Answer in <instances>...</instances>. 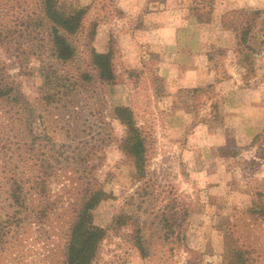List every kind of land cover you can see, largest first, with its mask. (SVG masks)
Listing matches in <instances>:
<instances>
[{"label": "rangeland", "instance_id": "1", "mask_svg": "<svg viewBox=\"0 0 264 264\" xmlns=\"http://www.w3.org/2000/svg\"><path fill=\"white\" fill-rule=\"evenodd\" d=\"M123 1L130 10L118 7L119 0L58 1L57 10L63 14L87 8L84 28L70 37L76 53L68 62L51 55L45 32L37 36L42 41L30 47L19 34L0 43V64L17 80L35 116L34 129L29 130L0 112V264H60L69 237L67 223L89 190L97 188L105 190L107 198L90 211L91 219L108 230L92 264H236L232 249L240 247L247 251L243 258L248 264H264V129L228 151L213 149V156L207 150L213 143L189 142L195 121L181 126L168 115L170 87L156 73L158 55L148 54L143 45L128 50L119 33L137 26L145 0H140L139 13L131 11V0ZM204 2L198 1L205 12ZM245 3L264 8V0ZM9 18L1 14L0 22ZM103 20L112 30L108 46L90 34L95 26L98 32ZM93 49L113 51L109 79L100 78L92 63ZM234 49L212 46V63L217 71L242 79ZM255 59L248 84L264 88V51ZM220 101L218 92L206 86L178 105L195 110L198 119L217 129L223 122ZM124 103L133 109L145 137L144 177L122 150L127 128L115 118L114 107ZM11 136L19 152H36L56 167L57 174L44 188L28 177L34 171L31 162L9 157ZM17 170L22 182H14ZM21 195L22 204L13 200ZM120 214L126 223L114 227ZM165 218L176 223L181 239L165 238ZM137 234L148 258L136 247Z\"/></svg>", "mask_w": 264, "mask_h": 264}, {"label": "trees", "instance_id": "2", "mask_svg": "<svg viewBox=\"0 0 264 264\" xmlns=\"http://www.w3.org/2000/svg\"><path fill=\"white\" fill-rule=\"evenodd\" d=\"M59 0H0V15L9 16V20L0 22V43L12 40L14 34H19L18 39L27 38L26 44L29 47L33 42L42 41L37 39L41 32H45L43 40L47 39V44L50 47L51 55L61 62H68L74 58L76 49L71 43V36L78 34L84 28V19L87 14V8H79L70 14H63L57 10ZM199 0H194L195 7L192 8L196 16L201 22H209L212 18L214 0H205L203 3L208 7L207 10L201 11ZM20 16V18L18 17ZM223 26L230 30L235 38V57L237 64L243 68L242 81L248 85L251 80L250 74L254 73L255 57L264 51V9H245L234 8L222 17ZM93 26V25H92ZM96 27H92L90 34L96 36ZM45 38V39H44ZM19 46V42H15ZM38 46V44H37ZM41 46V45H40ZM44 47V46H41ZM35 55V54H34ZM210 59L212 55L210 54ZM92 63L99 72L101 79H109L113 75V51L108 49L106 52L92 50ZM225 71L218 70L219 81L228 79ZM0 112L11 119L18 120L20 127H26L33 130L35 126V116L30 102L22 92L17 80L12 77L7 68L0 64ZM26 113L28 116H26ZM213 121L217 122L218 114L216 109H212ZM114 116L127 128L126 136L122 141V150L129 156L135 167L139 171V175H146V145L145 137L142 130L137 125L134 118V111L127 105H119L114 107ZM10 120V118H8ZM10 124H7V127ZM12 127V126H11ZM262 135H257L255 139L260 140ZM16 148V149H15ZM12 161L21 159L29 161L34 165L33 174H28L34 179L37 187L44 188L46 183L57 174L56 167L52 163H46L49 159L46 157L43 160L38 158L36 152L31 154L23 153L16 142L12 139L9 148H7ZM17 153V155L15 154ZM53 156H50L52 158ZM54 158V157H53ZM18 165H15L17 168ZM12 177L14 182H22L23 177L19 170L13 172ZM20 186V185H19ZM21 189V188H20ZM22 190V189H21ZM41 190V189H40ZM39 191V190H38ZM260 192V191H259ZM257 193V192H256ZM40 195H42L40 193ZM261 195V193H260ZM14 198V197H13ZM107 198L105 190L101 188L90 189L87 198H85L82 206L75 213L74 217L68 221V240L63 250V256L60 264H92L97 257L100 242L107 235V228L95 225L91 219L90 211L93 210L102 200ZM19 204H22L23 197L15 196L13 199ZM48 201L43 207V215H48ZM42 212V211H41ZM174 216V215H173ZM166 228V236L177 237L181 239L182 232L176 231V223L170 218L163 220ZM120 226L126 223L123 216L120 214L113 221ZM136 247L143 258L149 257V252L142 241V236L136 235ZM186 240V235H183ZM231 239V238H229ZM241 248V249H240ZM233 248L235 253L236 264H248L243 258L246 249ZM188 249V248H187Z\"/></svg>", "mask_w": 264, "mask_h": 264}, {"label": "crops", "instance_id": "3", "mask_svg": "<svg viewBox=\"0 0 264 264\" xmlns=\"http://www.w3.org/2000/svg\"><path fill=\"white\" fill-rule=\"evenodd\" d=\"M244 1L214 0L211 20L201 22L192 10L193 0H145L146 7L138 16L137 26L119 30L128 50L143 45L149 49L148 54L158 55L156 73L163 76L164 84L170 87L167 95L172 105L168 115L180 121L181 126L195 121L189 142L207 140L213 143L214 147L207 149L210 156H213V149L228 151L264 129V88L256 82L242 83L239 75L219 81L218 71L210 59L212 46L232 49L236 44L234 34L222 24V17L228 9H264L263 6L254 8ZM131 2V11L139 13L140 0ZM124 3L128 2L119 0L118 7L130 10V5L128 8ZM109 25L107 21H101L95 41L101 37L106 46L109 45L112 33ZM206 86L218 92L221 99L219 109L223 122L217 129L208 121L198 119L199 114L195 110L178 105L181 100H191L195 89ZM183 92L188 94L185 98L181 96ZM192 150L198 149L193 147Z\"/></svg>", "mask_w": 264, "mask_h": 264}]
</instances>
